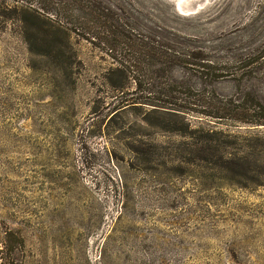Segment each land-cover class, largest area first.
<instances>
[{
	"label": "rangeland",
	"instance_id": "374dc122",
	"mask_svg": "<svg viewBox=\"0 0 264 264\" xmlns=\"http://www.w3.org/2000/svg\"><path fill=\"white\" fill-rule=\"evenodd\" d=\"M0 14V239L25 264H264V0Z\"/></svg>",
	"mask_w": 264,
	"mask_h": 264
},
{
	"label": "trees",
	"instance_id": "16d2710c",
	"mask_svg": "<svg viewBox=\"0 0 264 264\" xmlns=\"http://www.w3.org/2000/svg\"><path fill=\"white\" fill-rule=\"evenodd\" d=\"M81 7V6H79ZM78 9H84V7L82 8H78ZM91 9L92 13L98 14V10L95 9ZM27 10L29 11V13L32 14L33 18H35L36 21L41 22V16H43L42 14H40L38 11H35L31 8H27ZM94 14V15H95ZM98 16V15H97ZM0 17L2 19L7 18L5 15L0 14ZM49 24L52 26V23L49 22ZM54 27V29L57 30V32L59 33H63V29L60 27ZM27 40V39H26ZM29 41V40H28ZM39 41H43V39L38 35V37L36 38V42ZM56 59H62L63 56L60 55H55L54 56ZM168 63H174L172 61L170 62H164V65H169ZM163 65V62H162ZM136 84L135 86V92L132 93V95H138L139 93H142L143 91L141 90L142 86L140 84V82L138 80H135L134 82ZM109 86L110 88L119 93V92H125V90H127V88L122 85V84H117L116 82H109ZM140 91V92H139ZM124 95V94H123ZM140 100L142 102H132V103H140V104H146V105H150L149 103L143 102V97H140ZM135 101V100H134ZM128 105V104H127ZM126 104L122 107H120L119 109L125 107ZM155 107H157V105H153ZM157 111V110H153ZM260 118V122L259 125H264V107H261L260 111L257 112V115ZM144 121H146V123H151L149 122V120L145 119ZM0 264H25L26 263V257H25V253H26V244H25V240L22 236L17 235L15 232L9 231V232H5V235L3 237V240L0 239Z\"/></svg>",
	"mask_w": 264,
	"mask_h": 264
},
{
	"label": "bare ground",
	"instance_id": "6f19581e",
	"mask_svg": "<svg viewBox=\"0 0 264 264\" xmlns=\"http://www.w3.org/2000/svg\"><path fill=\"white\" fill-rule=\"evenodd\" d=\"M202 5V4H201ZM201 8V6H199V8L197 7H193L192 9H190V11L192 13H196L199 11V9ZM222 15V14H221ZM244 17H245V14L243 13H237V14H233V15H230L228 18H227V32L228 33H232V32H237L241 29H243L245 26H244ZM218 18V17H217ZM218 20V19H217ZM247 20V19H246ZM254 24V23H253ZM252 24V25H253ZM251 25V26H252ZM250 31V30H249ZM253 31V30H252ZM251 42V41H250ZM248 44V43H247ZM237 45V44H236ZM225 47V46H224Z\"/></svg>",
	"mask_w": 264,
	"mask_h": 264
}]
</instances>
